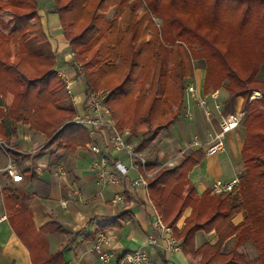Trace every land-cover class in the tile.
I'll return each mask as SVG.
<instances>
[{"label": "trees", "instance_id": "16d2710c", "mask_svg": "<svg viewBox=\"0 0 264 264\" xmlns=\"http://www.w3.org/2000/svg\"><path fill=\"white\" fill-rule=\"evenodd\" d=\"M52 2L73 61L85 67V91H110L107 100L117 126L128 129V139L138 141L139 151L147 140L155 141L179 121L185 104L183 77L192 72L191 56L206 58L204 92L225 87L228 100L246 111L242 150L246 169L232 191L215 195L211 189L199 196L189 181V172L205 155L204 149H196L176 165L157 171L149 181L150 196L165 224L181 240L182 250L196 264H264V80L258 77L264 65V0ZM42 5L43 0H0V11L11 12L0 24V96L8 102L6 108L0 103V141L16 133L17 124L22 123L55 137L62 148L74 149L96 138L72 121L74 109L57 105L68 96L66 81L54 71L57 56L31 49L32 39L49 42L41 20ZM112 8L116 12L109 18ZM165 8L173 12L165 13ZM198 8L212 17L202 23L183 19V12ZM221 26L230 32L225 35L218 29ZM258 91L262 96L251 99ZM7 150L12 157L18 154ZM156 166L150 162L148 169ZM178 184L188 186L187 193H174L172 188ZM4 199L9 219L28 242L34 264H68L63 251L49 254L39 236L26 238L24 230L32 234L34 228L29 212L15 209L21 206L20 196L6 188ZM188 207L191 214L179 229L177 222ZM240 214L243 219L235 222ZM201 230L215 231L217 240L198 247L196 234ZM231 239L233 244L227 247ZM249 242L258 250L256 258L247 250Z\"/></svg>", "mask_w": 264, "mask_h": 264}, {"label": "crops", "instance_id": "0c3cea01", "mask_svg": "<svg viewBox=\"0 0 264 264\" xmlns=\"http://www.w3.org/2000/svg\"><path fill=\"white\" fill-rule=\"evenodd\" d=\"M52 9L53 5L43 13L41 11L45 31L57 56L59 71L73 79L77 73L76 61H73V52L62 30L60 17ZM81 85L84 84L73 85V100L77 112L83 110L86 97V88ZM195 111V125L192 121L183 119L180 143L187 144L196 135H200L198 129L203 130V135L211 125L219 128L216 117L209 121L202 110L195 108ZM22 126L17 125V132L9 133L4 140L6 148H11L18 154L12 157L9 151L0 146V167L11 163L23 175L22 181H14L8 172H0V264H34L28 242L21 237L9 219L10 211L4 199L6 188L20 196L21 206H15V209L21 208L22 211L29 212L34 232L29 234L24 230L26 238L39 236L45 240L49 254L63 251L68 264H103L96 248L100 237H103L102 250L114 253L118 258L130 251L144 248L149 255L148 264H196V260L188 257L183 250L169 252L166 249L161 232L154 223L156 218L154 204L150 203L152 199L149 188L146 190L132 185L131 178L137 175L136 169L131 168L124 185L104 184L100 180L97 166L101 157L91 150V143L74 150L62 147L42 149L45 136L32 132L27 125ZM244 134L242 126L229 133L225 151L217 155L205 152L203 160L189 172V181L199 196L211 190L216 183L235 180L244 173ZM93 138H96L93 142L100 141L96 136ZM173 151L161 150L158 161L163 163L173 160L171 164L176 165L182 158L175 160V156H170ZM106 159L109 168L116 160L130 163L124 152L112 151L106 155ZM117 193L124 194V203L113 202ZM191 211V207L186 208L177 222L179 229L183 228ZM242 219L243 215L240 214L234 221L240 222ZM151 239L156 243L150 244ZM216 240L215 231L201 230L196 234L198 247L206 241ZM228 243L229 246L232 245L233 239ZM246 247L251 257L257 255L252 243H247Z\"/></svg>", "mask_w": 264, "mask_h": 264}, {"label": "built area", "instance_id": "2783aa9c", "mask_svg": "<svg viewBox=\"0 0 264 264\" xmlns=\"http://www.w3.org/2000/svg\"><path fill=\"white\" fill-rule=\"evenodd\" d=\"M76 76L73 79L67 77L66 74L59 71L60 75L66 81L68 92L73 94V85L83 83L85 80L86 70L82 63L75 62ZM107 97L104 93L98 91L86 92V97L83 101V110L77 112L74 121L77 124L84 126L93 137H98L100 141H95L90 144L91 150L100 155V161L97 163L99 168L100 180L104 184L115 186L124 185L131 168L137 170V175L131 178L134 187H142L148 190L150 179L163 166H172L173 160L161 163L153 169H148V164L151 162L147 157L137 149L136 144L130 141L127 134L122 132L112 117L110 108L106 105ZM185 118L193 121L196 118L195 108L202 110L209 121L212 117H216L219 122V128L214 126L207 128L203 137L196 135L189 143H187L175 156L174 159H181L189 152L196 149H204L209 155H217L225 151L227 148L226 137L229 133L238 130L245 119L246 111L233 112L225 109V103L221 101L219 91H211L206 94L204 89L198 82L191 80L187 82L185 87ZM225 101V100H224ZM108 142V143H106ZM0 146L5 148L4 140L0 141ZM8 151V150H7ZM112 151L124 152L128 155L130 163L127 164L123 160H116L111 168L106 159ZM8 172L14 181H22L23 175L9 163L5 167H0V172ZM239 178L230 181L216 183L212 187L214 194H221L232 191L238 184ZM113 202L116 204L124 203L125 196L122 193H117ZM150 203L153 204L152 200ZM155 226L161 232L166 249L169 252L182 250L181 240L175 237L172 229L169 228L160 212L155 205ZM150 244H155L156 241L151 239ZM103 237H100L96 242V248L100 252V260L103 264H148L149 255L146 249L140 248L134 251L123 254L119 258L114 253L105 252L102 250Z\"/></svg>", "mask_w": 264, "mask_h": 264}, {"label": "rangeland", "instance_id": "374dc122", "mask_svg": "<svg viewBox=\"0 0 264 264\" xmlns=\"http://www.w3.org/2000/svg\"><path fill=\"white\" fill-rule=\"evenodd\" d=\"M51 5H53V2L52 0H43V5H42V13L44 12V10H46L47 8H49ZM165 13H170V12H173V9L172 8H165L164 9ZM116 12V8H112L108 14H107V17L111 18ZM183 15V19H189L191 21H195V22H199V23H202V22H205V21H208L212 15L205 12L204 10H202L201 8H198L197 10H192L190 14H186L185 12L182 13ZM11 16V12L8 11V10H4V11H0V24L7 20L9 17ZM41 20H42V23L44 25V22H43V18L41 16ZM155 21L158 23V25L161 24V20H159L158 18H155ZM32 22H35V20H32ZM45 28V26H44ZM220 31H224V34H228L230 32V30L228 28H224V27H219L218 28ZM6 31H8L9 29H5ZM30 46H31V49L34 51V52H38V53H41V52H45V53H49L50 51L53 52L54 55L55 52L53 51L51 45H50V42H46L44 44H39V43H36L35 40H31L30 41ZM190 67H191V73L190 75L186 76V77H183V85L185 87L186 83L191 81V80H194L195 82H198L202 88L204 87V83H205V80H206V76H207V72H208V65H207V60L205 57L201 56V57H192L191 56V61H190ZM54 71H56L61 78H63L60 73H59V68H58V65L56 64L55 67H54ZM192 77V78H191ZM260 79L264 80V65L261 66V70H260V73H259V76H258ZM65 81V80H64ZM66 83V82H65ZM84 84V82H83ZM85 85H81V87L83 88ZM66 89H67V86H66ZM68 90V89H67ZM74 90V89H73ZM219 91L220 92V95H221V101L223 103H225L226 107H228V110L230 111H233V112H237V111H240L241 108H240V105L235 103V102H232L231 100H228V92L227 90L225 89V87H221V88H214L212 89V91ZM75 91V90H74ZM73 91V94L75 93ZM100 93H104L106 95V97L108 98V95H109V92L110 91H104V90H100L98 91ZM68 96H65V97H62L59 102H58V107H64L65 109H74L75 110V116L73 117L72 121H74V119L76 118V115H77V110H76V106H75V103H74V100H73V94H70L68 91ZM262 96V91H258L256 92L252 97L251 99H254V98H260ZM225 100V101H224ZM0 103H1V106L3 108H6V104H8V102H4L2 100V97L0 96ZM106 105L110 108L111 112H112V117H113V111L111 109V106L109 105L108 103V100H106ZM175 109V108H174ZM180 119L179 121H177L176 123H174L172 126H170L168 129L162 131V133L159 135V137L155 140V141H146V144L144 146V148L142 150H140L146 157L148 160H150L151 162H156L157 164H161L159 161H158V155H159V152L161 150H163L164 152H172V155L170 156H176L177 154L180 153L181 149L186 145L185 143L183 144L180 143V141L182 140V133H183V119H185V109L182 110L181 114H180ZM204 117L207 118V116L205 115ZM114 118V117H113ZM11 119V118H9ZM115 119V118H114ZM205 119V118H204ZM196 119H194L192 122H194ZM116 121V120H115ZM182 121V124L180 123ZM190 121V120H188ZM202 121H203V116H202ZM7 124H9L10 128L14 127V124H13V121L12 120H9L7 122ZM17 125H23L22 127H25L26 125L25 124H22V123H19ZM26 127H29L28 125ZM244 124H242V128L243 129H246L244 128ZM201 128V127H199ZM29 129H31L29 127ZM31 131H36L38 134H43L45 136V143L42 147V149H49L51 147H58V148H61L62 147V144H60V142H54L55 140V137H48L47 134L41 132V131H37V130H34V129H31ZM122 132L126 133L127 134V137L130 136V132L128 131V129H124V130H121ZM22 132V131H21ZM198 132L200 134L201 137L204 136L205 133H203L202 135V132L203 130L202 129H198ZM54 138V139H53ZM136 140V139H135ZM137 141V140H136ZM134 141V143L136 145H138V141L136 142ZM57 144V145H56ZM52 149V148H51ZM76 149V148H74ZM74 149H70V150H74ZM23 155V154H22ZM178 159V158H177ZM175 159V160H177ZM164 163V162H163ZM188 180H186L185 182H187ZM174 193H181L182 191L187 193L188 191V186H185V184H178L176 185L175 188H172ZM215 195H218V194H215ZM189 226V225H188ZM184 227V226H183ZM227 244V247L229 246V243H226ZM254 245V244H253ZM256 252H257V255L255 257H252V258H256L258 256V250L256 249V247L254 246Z\"/></svg>", "mask_w": 264, "mask_h": 264}]
</instances>
